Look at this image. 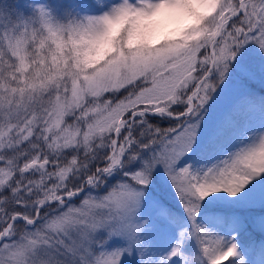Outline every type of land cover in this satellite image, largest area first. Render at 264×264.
Returning <instances> with one entry per match:
<instances>
[{
  "label": "snow or ice",
  "instance_id": "snow-or-ice-1",
  "mask_svg": "<svg viewBox=\"0 0 264 264\" xmlns=\"http://www.w3.org/2000/svg\"><path fill=\"white\" fill-rule=\"evenodd\" d=\"M0 264H264V0H0Z\"/></svg>",
  "mask_w": 264,
  "mask_h": 264
}]
</instances>
